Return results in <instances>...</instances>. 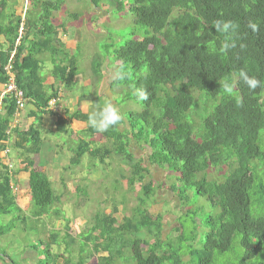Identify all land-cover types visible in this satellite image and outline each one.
Masks as SVG:
<instances>
[{
	"label": "trees",
	"instance_id": "trees-1",
	"mask_svg": "<svg viewBox=\"0 0 264 264\" xmlns=\"http://www.w3.org/2000/svg\"><path fill=\"white\" fill-rule=\"evenodd\" d=\"M9 1L14 0H0V34L10 44L0 53V81L6 84L4 66L14 53L17 86L29 103L45 112L49 101L59 98L61 87L75 83L79 71L75 56L59 36L60 29L65 30L67 25L53 23L54 13L62 9L64 0H28L24 15L16 14L13 8L7 13L11 8ZM116 1L119 12L127 6L134 15L135 26L150 29L151 33L146 31L138 39L139 29L133 30L122 45L114 48L116 72L125 71L127 78L123 81L115 78L111 87L131 84V93L142 88L149 98L141 101V112L129 111L124 116L125 132L116 126L102 133L116 144L111 149L102 152L100 145L93 149L88 141L77 140L71 165H79L86 153L103 163L106 156L117 150L115 155L131 164L128 188L133 189L138 183L141 186L140 204L133 209V215L138 217L126 216L119 223L113 215L97 213L77 235L70 233L66 223L61 238L63 251H53V246H59L60 242L59 233L51 231L48 239L29 248L37 254L35 264H88L94 256H97L96 264H114L115 258L124 264H264V209H256V214L252 212L254 202L264 201V181H257L250 165L252 161L264 160L259 145L260 132L264 130V87L252 91L239 79L243 69L264 82V0H196L199 7L195 0H129L127 4ZM218 20L240 24L237 47L227 54L221 51L224 34L215 29ZM249 21L258 24L257 32L247 27ZM241 43L243 49L239 47ZM43 54H49L53 63V91L47 89L45 75L41 73L39 56ZM93 65V72L98 75L101 63L94 61ZM226 79L234 85L232 94H226L221 87ZM190 90L204 93L206 96L200 93L201 97L213 103L204 109L195 134L187 115L191 116L189 112L197 108L198 100ZM2 111L0 215L14 218L23 211L12 188L11 175L16 168L1 157L7 130L12 131L15 123L13 97L4 99ZM67 114L69 118L89 121L92 113ZM64 124L65 120L59 117L56 125L61 129ZM89 128L94 134L98 132L91 125ZM12 134L17 135L15 146L25 156L23 163L29 173L31 200L38 207L33 216L50 214L60 198L49 176L35 168L33 156L39 155L42 145L39 130L14 129ZM131 140L148 149L151 166L166 168L174 175L181 186L177 189L175 183L171 189L183 205L187 199L183 188L192 187L216 209L201 217L191 214L190 209L181 212L180 220H190V234L186 232V222H181L175 229L180 232L176 241L162 239V218L152 216L147 207L154 194L152 182H145L150 171L140 158L135 159L129 148ZM230 160V170L220 180L207 177L212 167L226 165ZM261 204L257 206L261 208ZM12 221L0 222V236L14 228ZM199 227L204 228V238L197 245L190 235L197 233ZM145 232L155 240H147Z\"/></svg>",
	"mask_w": 264,
	"mask_h": 264
},
{
	"label": "rangeland",
	"instance_id": "rangeland-1",
	"mask_svg": "<svg viewBox=\"0 0 264 264\" xmlns=\"http://www.w3.org/2000/svg\"><path fill=\"white\" fill-rule=\"evenodd\" d=\"M124 4L129 3V0H122ZM195 5L199 7V4L195 0ZM118 4L116 0H64L62 9L54 13L53 23L59 25L61 22L68 24L66 32L69 38H77V46L69 52L75 56L79 66V72L87 75L93 79V84L98 81L97 75L92 72L91 65L94 61L101 63V67L105 66L107 62L111 69H118L115 65L112 57V51L115 47L122 45L125 37L128 36L133 30L139 29L136 38H143L146 35V31L151 33L150 29L138 28L134 24V15L127 10V6L122 10H118ZM22 10L20 9V12ZM46 57V58H45ZM41 58L42 71L41 73L47 76L51 74L53 63L49 54L39 56ZM44 60V62H43ZM118 63V62H117ZM94 66V65H93ZM50 70V71H47ZM113 70L107 71L105 74V80L110 79V75ZM118 94L115 95L116 103L119 105L122 115L126 116L129 111L141 112L143 106L141 101H138L134 95L132 85L122 84L119 85ZM171 86L167 89L171 90ZM91 89V88H90ZM196 90H190L194 94L196 100H198L197 108H194L189 113L188 120L193 124L194 134L196 133V127L201 122V116L205 114L204 109L209 108L213 103L206 101L200 95V93L206 96L204 93L195 92ZM72 93H68L67 96H71ZM96 95V91H94ZM132 97V98H131ZM131 98V99H130ZM264 98V95H263ZM101 103L95 106V109L90 113L97 112V109L103 108L102 103H105L103 99H100ZM218 98V102H219ZM217 103V102H215ZM215 105V104H214ZM213 108V106H212ZM211 108V109H212ZM128 116V115H127ZM89 122V121H87ZM101 132V131H100ZM103 133V132H101ZM50 135V131L47 132V136ZM65 149L77 148L78 143L76 139L70 138L69 135L62 134L61 132L53 133ZM125 142V139L123 140ZM119 146V142H116ZM116 144L110 139H105L101 144L102 152L105 149H111ZM259 145L264 152V130L260 132ZM143 146V145H142ZM130 150L134 153L135 159H141L142 162L149 168V176L145 179V182H152L154 194L149 201L147 207L152 216H161L162 224L164 225L162 230V239H172L176 241L180 235V232L175 230L179 227L181 222H186V232L191 233V223L187 218L179 219L180 215L186 213L188 209L191 210V214L196 213L198 217L207 212H215L214 209L205 197L199 196L194 188L186 187L184 194L187 196L185 205L178 199L177 193L171 189L176 183L177 189L180 188V183L174 179V175L166 168H156L151 166L148 162V149L141 148L135 142H131L129 146ZM116 149V148H115ZM45 150L35 156V160H42L44 163V156L42 154ZM57 152H61L58 149ZM118 152L117 150L115 153ZM106 156L105 161L102 163L98 159L85 158L83 164L79 167H68L65 169L53 171L50 168L47 169V174L50 175L53 181V190L59 201H57L50 214H44L39 217H35L34 212L38 207H35L31 198H27V193H24L23 197L26 201H22L23 211L13 218L11 216L0 215V222L7 223L13 219L14 228L4 235L0 236V264H31L32 259L26 257V248H31L33 245L37 246L39 241H45L49 238L51 231H56L59 234V246H53L54 252H62L63 245L61 244V238L64 235V225L69 223L70 233L77 235L81 233L92 222L95 214L106 213L113 215L117 218L119 223H122L126 216L134 217L133 209L140 204L139 197L142 196L140 184H136L133 189L128 188L127 176L130 171L131 164L124 160L122 156L115 155ZM65 151L61 153L64 157ZM117 154V153H116ZM69 160V158H66ZM93 160L91 164L90 160ZM122 159L124 161H122ZM230 160L226 165H219L212 167L207 172V177L220 180L221 177L228 173L230 170ZM89 162L91 166L89 165ZM43 165V164H42ZM91 169L92 166L94 172V180L77 179L73 176L76 174H83L86 171L84 166H88ZM252 172L255 175L257 181H264V160H255L250 163ZM125 176V178H124ZM61 177V178H59ZM199 176H197L198 178ZM16 175H11L13 183H16ZM62 182V183H60ZM80 191H79V189ZM79 191V192H78ZM21 197V196H20ZM254 200H258L255 198ZM261 201V200H260ZM261 204V208L257 206ZM255 202L252 205V212L256 214V209H264V201ZM55 209V213L54 212ZM57 211V212H56ZM58 211H60L58 215ZM136 218L138 216H135ZM135 218V219H136ZM200 234V235H199ZM146 239L153 242L155 239L150 237L146 232L144 233ZM190 237L195 238V244H199V240L204 238V228H197V233L194 232ZM146 249V246H144ZM101 254V253H100ZM29 255V252H27ZM33 259H36V254L32 255ZM97 256H94L88 261V264H96ZM114 264H124L120 259L115 258ZM35 264V263H34Z\"/></svg>",
	"mask_w": 264,
	"mask_h": 264
},
{
	"label": "crops",
	"instance_id": "crops-1",
	"mask_svg": "<svg viewBox=\"0 0 264 264\" xmlns=\"http://www.w3.org/2000/svg\"><path fill=\"white\" fill-rule=\"evenodd\" d=\"M27 0H14L13 2L9 1L10 9L8 10L7 13H10L13 9H16V14H21L23 15V9L26 7ZM16 4L15 7L13 5ZM20 9L22 10L20 12ZM9 20L7 19L5 23H7ZM58 25V24H57ZM68 26V24H67ZM67 26L64 29H60L59 36L61 40L65 43L66 48L69 49L70 51L73 50L78 42L77 38H69L68 35H64L63 31H66ZM9 41L7 38L3 35L0 34V53L5 51L9 47ZM44 55V54H43ZM46 58V57H45ZM44 62V60H43ZM109 62L106 63L105 66L101 67L100 73L97 75L98 81L93 84V79L89 78L87 75H84L78 71V74L75 78V83L72 84L71 86L68 87H61V90L59 92V100L58 103L56 104V110L50 111L48 109L45 110V112H40L37 110V108L34 107L33 104L27 103L26 107L20 111L16 116H15V122L16 125H12V131L14 129H17L19 131H26L30 127L37 128L39 130L40 136L42 138V145H41V150L40 153L44 151L42 156H44V163L41 161H38V164L35 160L34 155L33 159L35 161V168L46 173L47 174V169H51L53 171L65 169L68 167H75L71 165V158L73 156V152L75 148L65 149L63 145L57 141L56 136L53 135V133L61 132L62 134L69 135L70 138L76 139V140H86L90 144L91 148L98 147L99 145L103 144L104 142V137L102 136L101 132L93 133L92 129H90V123L87 121H82V120H76L73 118H69L67 113H74L76 111H80L82 113H90L95 109V106L101 103L100 99H103L105 103H102L101 106L104 107L106 103H112L116 107L119 108V105L116 103V98L115 95L118 94L119 88L117 87H111L113 81L115 80V69H111L108 65ZM118 63H115L117 66ZM93 64L91 65V69L93 70ZM79 70V66H78ZM113 70V74L110 75L109 80H105V74L107 71ZM50 71V70H47ZM93 72V71H92ZM48 73L45 74L46 78V85L47 89L49 91H53L52 86L55 83L54 78L51 76H47ZM1 79V78H0ZM62 84L59 83V86ZM3 82L0 81V91L3 89ZM91 88V89H90ZM94 91H96V95L94 94ZM68 93H72L71 96H67ZM100 109H97L99 111ZM120 110V108H119ZM3 111H0L2 113ZM53 113V114H52ZM62 118L65 120V124L63 127L57 126L56 122L58 118ZM94 128V127H93ZM118 130L120 132H125L127 130V126L123 124V127H118ZM12 131H10L9 135L7 136L8 140V145L10 147V153L8 155V160L10 162L11 167L16 168V172L14 175H16V183H13L16 188H17V204L23 209L22 201H26V198L23 197L24 193H27L28 197L31 198L30 196V189L28 185V178H29V173L24 170V163L23 159L25 156H21V148H17L15 146V142L18 140V137L16 134H12ZM50 131V135L47 136V132ZM134 141L129 142L130 143ZM136 143V142H135ZM137 144V143H136ZM139 146V145H138ZM58 149L61 150V152H57ZM65 151L64 157L61 155ZM132 152V151H131ZM133 153V152H132ZM134 154V153H133ZM85 158H91L89 153H86ZM135 156V155H134ZM66 158H69L67 160ZM84 158H82L81 162L79 165H76V168L79 167L80 165L83 164ZM91 164H93V160L91 159ZM43 164V165H42ZM90 162L89 165L91 166ZM89 165L85 167L86 171L83 174H76L73 177L77 179H87V180H94V172L93 168L94 166L89 169ZM0 174H1V169H0ZM50 178V175L47 174ZM61 178V177H59ZM53 186V181L52 178H50ZM62 183V182H60ZM78 188V187H77ZM79 189V188H78ZM56 194V193H55ZM21 196V197H20ZM26 250V257L29 259H32V263L34 264L36 262V259L32 258L33 254H36L33 250L27 248ZM27 252H29V255H27ZM37 257V254H36Z\"/></svg>",
	"mask_w": 264,
	"mask_h": 264
},
{
	"label": "clouds",
	"instance_id": "clouds-1",
	"mask_svg": "<svg viewBox=\"0 0 264 264\" xmlns=\"http://www.w3.org/2000/svg\"><path fill=\"white\" fill-rule=\"evenodd\" d=\"M27 2L28 0L26 1V3ZM27 5L28 3L26 4V7ZM26 7L24 10V13L26 11ZM247 27L250 28L253 32H257L259 30L258 24L252 21H249ZM215 29L217 32L224 34V41L221 47V51L223 53L227 54L228 52H230L231 50L237 47L238 39H239L238 34L240 30V24L238 22L233 21V20H227V21L218 20L215 22ZM239 47L243 49L244 45L241 43L239 44ZM115 78L119 81H123L127 78V73L123 70L117 71L115 73ZM239 79L247 86L249 90H252V91L256 90L258 87H264V82H262L261 80H258L254 76H250L247 73V71L243 69H241L239 72ZM221 87L223 88L226 94H232L233 89H234L233 83H231L228 79H226L221 84ZM135 96L138 101H146L149 98V93L145 89L140 88V89H136ZM56 100L58 103L59 99L57 98ZM55 110H50V111H55ZM124 119L125 118L120 112L118 107H116L112 103H106L103 108H101L99 111L94 112L93 114L89 116V123L92 127H95L98 131L105 132L109 130L110 128H113L116 126L123 127ZM15 123H13V125H16ZM10 131L11 130H9V133ZM9 133L6 134V138L3 144H4V147L7 146L9 148V153H10V147L8 145V140H7V136L9 135ZM8 155H7V160L3 159L2 155L1 157L5 163L10 164L8 160ZM12 188H13V193L17 197L18 191L14 184H12ZM15 189H16V192L14 191Z\"/></svg>",
	"mask_w": 264,
	"mask_h": 264
},
{
	"label": "built area",
	"instance_id": "built-area-1",
	"mask_svg": "<svg viewBox=\"0 0 264 264\" xmlns=\"http://www.w3.org/2000/svg\"><path fill=\"white\" fill-rule=\"evenodd\" d=\"M22 30H23V28L21 27L20 33L22 32ZM13 56H14V53H11L7 63L4 66V72L7 75V82L3 86V89L0 91V111L3 110L4 99H6L8 96H10V97H13L15 99V102H16V111H15V116H16L20 111H22L26 107L28 100L26 99L23 90H21L16 84L15 74L13 71ZM56 104H57V100L51 99L49 101V105H48L47 109L48 110H55ZM9 130H7V133H9ZM8 154H9V148L6 146V147H4V149L2 150V153H1L3 159L7 160ZM14 191L16 192V189Z\"/></svg>",
	"mask_w": 264,
	"mask_h": 264
}]
</instances>
